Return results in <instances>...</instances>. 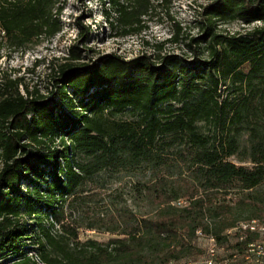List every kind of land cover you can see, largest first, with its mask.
Returning a JSON list of instances; mask_svg holds the SVG:
<instances>
[{"label": "trees", "instance_id": "obj_1", "mask_svg": "<svg viewBox=\"0 0 264 264\" xmlns=\"http://www.w3.org/2000/svg\"><path fill=\"white\" fill-rule=\"evenodd\" d=\"M126 1L109 4L116 22L132 28L149 4ZM55 4L0 0V33L13 48L54 36ZM233 20L264 22V0H217L208 9L207 63L107 56L92 67L64 64L50 100L12 93L13 82L2 78L0 264H169L202 253L194 244L197 231L221 242L239 223L264 222V191H256L264 183V27L238 37L213 32L215 21ZM79 57L76 47L69 50V60ZM227 81L234 98H222ZM126 113L136 120H110ZM200 123L212 127L208 134ZM243 134L248 146L240 161L249 166L228 160L240 151ZM55 139L61 151L46 147ZM174 146L186 174L142 185L154 210L140 218L118 211L109 231L115 238L79 243L65 212L69 202L84 199V183L127 164L160 167ZM27 245L36 247L34 257Z\"/></svg>", "mask_w": 264, "mask_h": 264}, {"label": "rangeland", "instance_id": "obj_2", "mask_svg": "<svg viewBox=\"0 0 264 264\" xmlns=\"http://www.w3.org/2000/svg\"><path fill=\"white\" fill-rule=\"evenodd\" d=\"M120 1L128 4L126 0ZM147 1L148 14L140 18L137 26L124 28L121 23L116 22L118 15L109 0H55L53 14L59 31L54 36L42 37L22 48H13L3 33H0V84L4 80L12 81V93L17 92L26 97L28 92L33 97L50 100L56 92L54 79L57 78V70L64 64L92 67L107 56L120 57L124 61L146 56L158 62L165 57L176 56L189 66H194V61H210L207 51L209 37L206 36L204 22L208 9L217 0ZM215 22L213 32L224 37L244 36L256 28L264 27V22ZM73 47H76L80 56L77 61L69 60V50ZM242 70L248 72L249 66H244ZM220 90L222 98L235 96L230 81L221 86ZM110 120L130 122L136 119L126 113L116 115ZM198 126L204 134L212 129L202 123ZM246 146L247 137L243 134L240 138V151L228 160L236 165L249 166V163L240 161L242 149ZM46 147L51 151L62 150L58 139L53 143L47 142ZM177 148L178 146L167 148L162 154L165 164L160 167L127 164L102 171L86 181L81 187L80 195L84 199L77 203L69 202L65 212L69 221H74L78 227L77 241L84 243L92 240L106 244L111 238H115L109 231L118 221V211L131 212L137 218L151 213L154 208L146 200L142 185L163 176L168 182H173L179 174H186V167L176 157ZM2 168L0 149V172ZM28 187L26 182L22 183L23 191ZM256 191H264V183ZM180 203L183 204V201ZM246 216L247 214L242 218ZM260 223L264 225L263 221ZM54 231L58 236L63 235L61 227L57 225ZM228 234L229 231L226 235ZM203 237L197 235L194 240L197 248H203ZM65 239L70 242V246L75 244L72 243V238ZM259 239L264 240V232ZM27 246V250L31 251L28 255L34 257L37 253L36 247ZM195 258L197 256L187 260Z\"/></svg>", "mask_w": 264, "mask_h": 264}, {"label": "built area", "instance_id": "obj_3", "mask_svg": "<svg viewBox=\"0 0 264 264\" xmlns=\"http://www.w3.org/2000/svg\"><path fill=\"white\" fill-rule=\"evenodd\" d=\"M261 229L264 225L256 220L239 223L228 235H223L225 239L221 242L197 231L196 236H204L203 248H199L202 253L195 259L169 264H264V240L259 239Z\"/></svg>", "mask_w": 264, "mask_h": 264}, {"label": "bare ground", "instance_id": "obj_4", "mask_svg": "<svg viewBox=\"0 0 264 264\" xmlns=\"http://www.w3.org/2000/svg\"><path fill=\"white\" fill-rule=\"evenodd\" d=\"M264 232V229H261V233Z\"/></svg>", "mask_w": 264, "mask_h": 264}]
</instances>
